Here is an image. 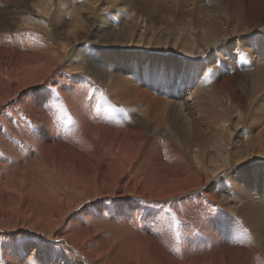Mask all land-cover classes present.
I'll use <instances>...</instances> for the list:
<instances>
[{
  "label": "bare ground",
  "instance_id": "1",
  "mask_svg": "<svg viewBox=\"0 0 264 264\" xmlns=\"http://www.w3.org/2000/svg\"><path fill=\"white\" fill-rule=\"evenodd\" d=\"M0 264H264V0H0Z\"/></svg>",
  "mask_w": 264,
  "mask_h": 264
},
{
  "label": "rangeland",
  "instance_id": "2",
  "mask_svg": "<svg viewBox=\"0 0 264 264\" xmlns=\"http://www.w3.org/2000/svg\"><path fill=\"white\" fill-rule=\"evenodd\" d=\"M130 52H131V54L132 55H134V53H136L137 51L136 50H134V49H131L130 50ZM114 54H116V53H114ZM158 59H161L163 62H167V63H172L173 61H171L170 59H168V58H163V57H161V56H158ZM155 76L157 77V79L159 80V82H160V80L162 79L161 78V76H160V72L157 70L156 71V73H155ZM187 77H188V73L186 72V73H184L183 75H182V77H181V80L182 81H186L187 80ZM175 84V80H174V82H172V85H174ZM173 87V86H172ZM187 89V87L186 86H184V91H187L186 90ZM151 92H152V90H150ZM187 92H185V94L183 95V97H182V100L184 99H187V97H188V95L186 94ZM165 98H168V97H165ZM238 131V130H237ZM235 133H237V132H235ZM237 142H239L240 140H241V138L239 139V138H237ZM249 174V167H247V168H239V170L237 171V175H241V176H245V175H248Z\"/></svg>",
  "mask_w": 264,
  "mask_h": 264
}]
</instances>
